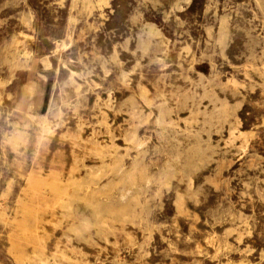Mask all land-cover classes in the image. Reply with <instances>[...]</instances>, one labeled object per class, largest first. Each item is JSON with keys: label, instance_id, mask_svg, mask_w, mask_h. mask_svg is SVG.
I'll use <instances>...</instances> for the list:
<instances>
[{"label": "rangeland", "instance_id": "obj_1", "mask_svg": "<svg viewBox=\"0 0 264 264\" xmlns=\"http://www.w3.org/2000/svg\"><path fill=\"white\" fill-rule=\"evenodd\" d=\"M14 263L264 264V0H0Z\"/></svg>", "mask_w": 264, "mask_h": 264}, {"label": "bare ground", "instance_id": "obj_2", "mask_svg": "<svg viewBox=\"0 0 264 264\" xmlns=\"http://www.w3.org/2000/svg\"><path fill=\"white\" fill-rule=\"evenodd\" d=\"M133 22V21H132ZM224 22V21H223ZM225 23V22H224ZM29 28V27H28ZM219 28V27H218ZM156 31V30H155ZM222 37V36H221ZM33 38V37H32ZM223 38V37H222ZM13 39V38H12ZM224 39V38H223ZM222 39V40H223ZM220 42V41H219ZM222 42V41H221ZM63 44V43H62ZM57 45H59V44H57ZM65 46V45H64ZM11 49V48H10ZM58 49V48H57ZM186 50H188V49H186ZM30 51V50H29ZM61 52V51H60ZM186 53V52H185ZM45 60V59H44ZM138 68V67H137ZM136 68V69H137ZM26 71V70H25ZM133 73V72H132ZM141 76V75H140ZM72 78V77H71ZM238 84V83H237ZM145 88V87H144ZM178 88V87H177ZM249 91V90H248ZM247 93V92H246ZM85 94V93H84ZM97 96V95H96ZM52 98V97H51ZM48 112V111H47ZM130 115V114H129ZM10 119V118H9ZM188 119V118H187ZM157 120V119H156ZM3 122V121H2ZM158 125V124H157ZM197 126V125H196ZM190 132V131H189ZM189 132H188V134H189ZM135 136V135H134ZM230 136V135H229ZM240 136V135H239ZM235 137V136H234ZM136 138V136L133 138V139H135ZM133 141V140H132ZM129 142H131V141H129ZM248 142V141H247ZM232 145V144H231ZM229 146V145H228ZM242 147V146H241ZM241 147H240V149H241ZM137 149V148H136ZM199 149V148H198ZM242 149H244V148H242ZM239 150V149H238ZM241 151V150H240ZM180 156V155H179ZM197 158V157H196ZM196 160V159H195ZM135 162V161H134ZM133 162V163H134ZM217 162V161H216ZM213 163H214V161H213ZM171 164V163H170ZM117 165V164H116ZM208 165V164H207ZM185 166V165H184ZM132 167V166H131ZM116 168V167H115ZM125 168V167H124ZM134 168V167H133ZM135 169V168H134ZM134 169H132V170H134ZM112 170V169H111ZM120 170H122V168L120 169ZM141 170V169H140ZM109 171H110V169H109ZM168 171V170H167ZM111 172H113V171H111ZM127 172V171H126ZM132 172V171H131ZM134 172V171H133ZM141 172V171H140ZM119 173V172H118ZM117 173V174H118ZM164 174V173H163ZM134 175V174H133ZM139 175V174H138ZM115 176V175H114ZM119 176V175H118ZM187 176V175H186ZM120 177H121V175H120ZM122 177H123V175H122ZM121 177V178H122ZM29 178V177H28ZM124 178V177H123ZM125 178H126V176H125ZM120 180V179H119ZM122 181V180H121ZM127 182V181H126ZM148 183V182H147ZM161 184V183H160ZM30 185V184H29ZM72 187H75V188H77V182H73L72 183ZM47 187V186H46ZM90 187V186H89ZM95 187V186H94ZM133 187H135L134 185H133ZM96 188V187H95ZM33 189V188H32ZM93 189V188H92ZM43 190V189H42ZM137 190V189H136ZM52 191V190H51ZM55 191V190H54ZM40 192H41V190H40ZM93 192V191H92ZM69 193V192H68ZM98 193V192H97ZM132 193V192H131ZM130 193V194H131ZM56 194V193H55ZM72 194H74V193H72ZM129 195V194H128ZM134 195V194H133ZM137 194H135V196H136ZM73 196V195H72ZM127 196V195H126ZM74 197V196H73ZM133 197V196H132ZM18 198V197H17ZM60 198V197H59ZM75 198V197H74ZM77 198V197H76ZM127 198V197H126ZM130 198V197H129ZM80 199V198H79ZM120 199V198H119ZM33 200V199H32ZM73 200V199H72ZM128 200V199H127ZM130 200V199H129ZM74 201V200H73ZM123 201H125V200H123ZM122 201V202H123ZM182 201V200H181ZM99 202H101V201H99ZM160 202V201H159ZM69 203V202H68ZM110 203V202H109ZM115 203H118V202H115ZM131 203V202H130ZM105 204V203H104ZM107 204H108V202H107ZM114 204V203H113ZM120 204V203H119ZM125 204V206L127 207V205H126V203H124ZM135 204V203H134ZM25 205V204H24ZM67 205V204H66ZM70 205V204H69ZM99 205V204H98ZM116 205V204H115ZM114 205V206H115ZM94 206H95V204H94ZM100 206H101V204H100ZM110 206V205H109ZM118 206V205H117ZM120 206V205H119ZM125 206H124V208H125ZM104 207H105V205H104ZM112 207V206H111ZM116 207V206H115ZM121 207V206H120ZM134 207H135V205H134ZM138 207V206H137ZM93 208V207H92ZM100 208V207H99ZM121 208H123V207H121ZM97 209V208H96ZM128 209V208H127ZM133 209H135V208H133ZM93 210H95V209H93ZM108 211V210H107ZM114 211H115V209H113V213H114ZM118 211V210H117ZM136 210H134L133 212H135ZM140 211V210H139ZM109 212V211H108ZM99 213V212H98ZM122 213H124V212H122ZM122 213L120 212V214L122 215ZM130 213V212H129ZM118 214V213H117ZM119 214V215H120ZM94 215V214H93ZM100 216V215H99ZM124 216V215H123ZM101 217V216H100ZM134 218V217H133ZM104 219V218H103ZM106 219V218H105ZM104 219V220H105ZM97 220V219H96ZM99 220V219H98ZM100 221H101V219H100ZM89 223V222H88ZM113 223V222H112ZM103 224V223H102ZM106 224V223H105ZM87 226V225H86ZM100 227H101V225H100ZM105 227V226H104ZM85 229H86V227H84ZM106 228V227H105ZM78 233H80L79 231H78ZM26 234V233H25ZM77 235V234H76ZM72 255V254H71ZM80 257V256H79ZM77 262V261H76ZM15 264V263H14Z\"/></svg>", "mask_w": 264, "mask_h": 264}]
</instances>
